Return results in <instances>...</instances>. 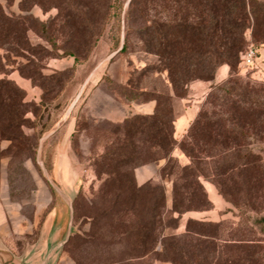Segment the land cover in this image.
<instances>
[{
  "label": "rangeland",
  "instance_id": "obj_1",
  "mask_svg": "<svg viewBox=\"0 0 264 264\" xmlns=\"http://www.w3.org/2000/svg\"><path fill=\"white\" fill-rule=\"evenodd\" d=\"M202 11L0 0V252L28 253L47 226L56 264H264V10L246 33L254 69L220 66L180 98L144 45L147 25ZM158 97L161 147L144 127Z\"/></svg>",
  "mask_w": 264,
  "mask_h": 264
},
{
  "label": "trees",
  "instance_id": "obj_2",
  "mask_svg": "<svg viewBox=\"0 0 264 264\" xmlns=\"http://www.w3.org/2000/svg\"><path fill=\"white\" fill-rule=\"evenodd\" d=\"M23 1L36 4L38 0ZM198 2L203 4L204 16L174 23L156 21L142 30L146 51L159 58L178 98L190 83L212 81L215 70L220 66L229 67L230 77L236 75L243 54L250 45L254 46L246 39L247 31L254 29L250 19L253 16L256 18L258 11L264 10L263 3L252 0H196ZM155 100L158 103L157 111L153 116L144 118V127L154 129L151 138L161 147L165 120L159 97ZM133 129L134 125L127 124L125 131L128 133ZM212 246L209 243L206 247ZM236 247L238 255L245 254L239 257H251L248 245L240 243ZM202 253L203 250L195 253V263L199 262ZM187 254L181 250L182 260H189Z\"/></svg>",
  "mask_w": 264,
  "mask_h": 264
},
{
  "label": "crops",
  "instance_id": "obj_3",
  "mask_svg": "<svg viewBox=\"0 0 264 264\" xmlns=\"http://www.w3.org/2000/svg\"><path fill=\"white\" fill-rule=\"evenodd\" d=\"M226 72H228L227 69ZM185 122L186 121L181 120L177 123V130L179 133L184 131ZM58 241V237L52 239L47 238L40 252L34 254L31 257H25L22 254H13V256H9V259L6 260L5 264H56L57 252H55L53 248H55V245H57Z\"/></svg>",
  "mask_w": 264,
  "mask_h": 264
},
{
  "label": "water",
  "instance_id": "obj_4",
  "mask_svg": "<svg viewBox=\"0 0 264 264\" xmlns=\"http://www.w3.org/2000/svg\"><path fill=\"white\" fill-rule=\"evenodd\" d=\"M70 231H71V226L69 225L68 226V232H70ZM61 236H62V234H58V235L55 234L54 235V233H52V230H50L49 227L45 226L43 228L41 240L36 245H34L35 251H33L34 250V248H33L31 251H29L28 253H24L23 255L25 257L33 256L34 254L40 252V250L42 249L41 244H44L46 242L47 238L48 239H50V238L52 239V238H55V237H58L59 241H58L57 245H55V248H53V250L58 253V250H59V248L62 245V243H61L62 237ZM0 256L3 257L0 260V264H5L6 260L9 259V256H13V255L8 250L7 253L6 252H0Z\"/></svg>",
  "mask_w": 264,
  "mask_h": 264
},
{
  "label": "built area",
  "instance_id": "obj_5",
  "mask_svg": "<svg viewBox=\"0 0 264 264\" xmlns=\"http://www.w3.org/2000/svg\"><path fill=\"white\" fill-rule=\"evenodd\" d=\"M257 55L258 50L254 46L250 45L243 54L240 62V68L242 72H247L254 69Z\"/></svg>",
  "mask_w": 264,
  "mask_h": 264
}]
</instances>
